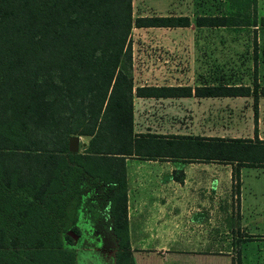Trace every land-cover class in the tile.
<instances>
[{
	"label": "trees",
	"instance_id": "trees-1",
	"mask_svg": "<svg viewBox=\"0 0 264 264\" xmlns=\"http://www.w3.org/2000/svg\"><path fill=\"white\" fill-rule=\"evenodd\" d=\"M228 1V14L195 15L193 25L264 27L256 0ZM188 24L181 14L134 17L132 0H0V264H75L66 206L85 177L107 185L115 264H133L124 157L264 167V139L255 131L251 138L134 132L132 98L141 89L134 90L130 31ZM255 54L253 48L250 84L237 71L234 82L197 87L196 95L250 96L255 113L264 97ZM145 90L154 97L180 93ZM70 136L84 138L81 152H68Z\"/></svg>",
	"mask_w": 264,
	"mask_h": 264
},
{
	"label": "crops",
	"instance_id": "crops-1",
	"mask_svg": "<svg viewBox=\"0 0 264 264\" xmlns=\"http://www.w3.org/2000/svg\"><path fill=\"white\" fill-rule=\"evenodd\" d=\"M158 50L164 64L158 72L133 69L134 90L141 89L132 98L134 132L212 137V99L244 98L196 95L195 88L213 85L206 74L196 77L197 69H192L213 63L212 45H198L194 40L191 45L165 44ZM168 60L175 64L173 68L167 66ZM182 61L187 68L179 65ZM149 87L179 88L180 93L148 96L145 89ZM186 88L189 93L181 95ZM257 110H261L259 103ZM81 139L77 152L85 146ZM123 167L133 264H264L262 194L245 190L243 167L212 160L136 156L124 157ZM179 171L181 180L175 177ZM92 182L90 177L83 178L78 193L68 202L65 235L72 227L77 230H71L76 238L70 237L69 246L75 264H115L117 240L105 195L107 185Z\"/></svg>",
	"mask_w": 264,
	"mask_h": 264
},
{
	"label": "rangeland",
	"instance_id": "rangeland-1",
	"mask_svg": "<svg viewBox=\"0 0 264 264\" xmlns=\"http://www.w3.org/2000/svg\"><path fill=\"white\" fill-rule=\"evenodd\" d=\"M132 9L134 17L140 14L175 13L185 15L189 20L187 27L179 28L132 27L130 43L134 66L138 70L143 68L145 71L149 69L156 73L163 68L164 64L160 59L162 54L158 50L160 46L165 44L191 45L196 40L198 45L211 44L214 58L211 65L197 64L192 68L197 69L196 77L204 78L206 74V78L213 80V83L218 81L232 83L234 72L238 71L237 77L239 76L242 82L250 84L253 47L263 52H255V60L257 76L260 80L258 85L264 84V27L198 28L193 25L195 15L228 14L232 10L231 2L228 0H132ZM255 14L257 17L264 15V0H260ZM252 30L255 32V40ZM225 56L233 57V60L222 61L221 58ZM168 62L167 66L173 68L175 64L173 65L170 60ZM179 65L184 66V69L188 67L184 61ZM212 100L214 105L213 135L251 138L252 132L255 131L258 137L264 138V98H260V102L256 101L255 113L250 96ZM258 103L261 104L260 111L257 110ZM220 108L223 109L220 111L218 110ZM254 117L256 121L253 120ZM240 173L246 191L254 189L261 192V213L264 217V167L243 166ZM249 187L251 189H248ZM88 237L91 238L89 234Z\"/></svg>",
	"mask_w": 264,
	"mask_h": 264
},
{
	"label": "water",
	"instance_id": "water-1",
	"mask_svg": "<svg viewBox=\"0 0 264 264\" xmlns=\"http://www.w3.org/2000/svg\"><path fill=\"white\" fill-rule=\"evenodd\" d=\"M67 150L70 153H75L78 150V137L76 136H70L67 140ZM66 234L70 237H73L74 239L76 238V236L74 235V233L69 230L66 232Z\"/></svg>",
	"mask_w": 264,
	"mask_h": 264
}]
</instances>
